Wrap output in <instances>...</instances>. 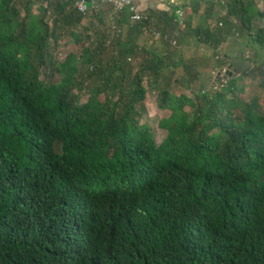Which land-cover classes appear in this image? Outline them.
<instances>
[{
  "label": "trees",
  "instance_id": "16d2710c",
  "mask_svg": "<svg viewBox=\"0 0 264 264\" xmlns=\"http://www.w3.org/2000/svg\"><path fill=\"white\" fill-rule=\"evenodd\" d=\"M79 1L0 0V264H264V97L236 77L176 96L162 74L233 66L234 40L264 67V11L188 0L131 21ZM63 37L79 52L55 60ZM148 89L170 111L157 144L134 121Z\"/></svg>",
  "mask_w": 264,
  "mask_h": 264
},
{
  "label": "rangeland",
  "instance_id": "374dc122",
  "mask_svg": "<svg viewBox=\"0 0 264 264\" xmlns=\"http://www.w3.org/2000/svg\"><path fill=\"white\" fill-rule=\"evenodd\" d=\"M255 1L257 2L259 10L264 11V0ZM87 3L90 4L91 2ZM143 36H147V39H144V41L147 40L148 44L157 41L159 38L157 34H147ZM238 43V40H234L232 44H223L221 46L222 51L227 50L232 54L233 58L229 61V63L233 66L225 65L220 69L212 70L208 67L207 61L203 59L202 63L199 65V71L201 70L202 72L201 76L195 82L189 83L187 81V77L180 68L176 69L172 75L171 72L169 73L164 70L162 73L163 76L165 78H170V92L176 96H179L180 94H190L195 96L201 92V88L202 91L211 88L215 90L219 86L220 82L236 77L239 79L238 85L242 89V91L238 92L237 96L244 101L256 97L259 103H261L262 98L264 97V91L261 90L259 82L264 80V67H262V65L255 64L256 56L254 50L250 47H244L245 45L243 44L242 46H239ZM58 44L59 46L52 51L55 60H62L67 53L79 52V47L69 42L67 43L66 37L58 39ZM157 46L158 44L155 43L153 47ZM240 49H242L241 52H239ZM181 52L183 59L197 60L205 55L207 57L213 55L211 50L203 48L197 49L194 46L186 44L182 46ZM218 54L222 56V53L218 52ZM260 71L261 73L259 74ZM44 74L48 81L52 80V82H56L59 79L58 75L54 72L51 74L50 70L45 69ZM222 84L225 85L226 83ZM84 100H86L85 95L82 97V101ZM155 101L156 91L151 89H148V91L146 90L145 99L143 100L141 107L136 106L138 112L134 121L138 125H146L153 136L154 142L157 144L165 135V129L159 127L158 122L160 119L167 117L170 111L158 109Z\"/></svg>",
  "mask_w": 264,
  "mask_h": 264
},
{
  "label": "built area",
  "instance_id": "2783aa9c",
  "mask_svg": "<svg viewBox=\"0 0 264 264\" xmlns=\"http://www.w3.org/2000/svg\"><path fill=\"white\" fill-rule=\"evenodd\" d=\"M93 3L107 4L112 7L113 11H117L125 7L130 13L129 19L131 21L140 20L142 17V13L139 11L138 7L131 0H96ZM77 7L80 11H84L87 8V4L84 1H79L77 3Z\"/></svg>",
  "mask_w": 264,
  "mask_h": 264
},
{
  "label": "crops",
  "instance_id": "0c3cea01",
  "mask_svg": "<svg viewBox=\"0 0 264 264\" xmlns=\"http://www.w3.org/2000/svg\"><path fill=\"white\" fill-rule=\"evenodd\" d=\"M138 7L139 11L144 14L149 10L169 11L170 8L186 4L188 0H131Z\"/></svg>",
  "mask_w": 264,
  "mask_h": 264
},
{
  "label": "water",
  "instance_id": "95a60500",
  "mask_svg": "<svg viewBox=\"0 0 264 264\" xmlns=\"http://www.w3.org/2000/svg\"><path fill=\"white\" fill-rule=\"evenodd\" d=\"M80 1H84V2H91V1H96V0H80Z\"/></svg>",
  "mask_w": 264,
  "mask_h": 264
}]
</instances>
